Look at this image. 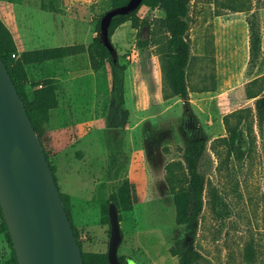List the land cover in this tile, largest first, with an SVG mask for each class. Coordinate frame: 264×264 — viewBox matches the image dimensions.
Wrapping results in <instances>:
<instances>
[{"label":"rangeland","instance_id":"1","mask_svg":"<svg viewBox=\"0 0 264 264\" xmlns=\"http://www.w3.org/2000/svg\"><path fill=\"white\" fill-rule=\"evenodd\" d=\"M110 2L0 0V18L18 55L87 47ZM138 14L147 25L136 29L129 20L111 36L120 62L128 66L122 109L113 102L110 64L95 71L87 51L27 66L29 97L47 79L58 83L59 105L50 111L42 144L61 192L69 196L81 250L108 252L111 227L105 212L119 179L127 177L134 202L121 211L119 255L126 262L180 264L177 250L194 256V264H264V116L256 104L264 98V0L191 1L188 99L172 87L164 11L143 5ZM251 19L261 34L256 59L250 50ZM226 115L232 124L241 118L246 128L241 160L219 139L228 134ZM192 141H202L198 168L206 202L196 221L178 224L167 166L186 164ZM214 192L220 211L211 204ZM13 256L6 232L0 233V263Z\"/></svg>","mask_w":264,"mask_h":264},{"label":"trees","instance_id":"2","mask_svg":"<svg viewBox=\"0 0 264 264\" xmlns=\"http://www.w3.org/2000/svg\"><path fill=\"white\" fill-rule=\"evenodd\" d=\"M128 1L129 0H111L110 9L123 5ZM191 1L192 0H143L142 4L134 12L115 16L110 27V36L113 35L114 31L120 25L129 20L132 22L134 28L139 29L142 25L148 24V20L142 18L138 14L141 6L145 5L150 8L162 9L165 13L162 25L168 35V45L171 52L169 60V75L174 93L182 99H188L190 95L188 86V68L193 56L192 39L190 36L191 23L189 20ZM102 16L103 15L99 17L97 22L98 35L95 36L93 41L87 47L84 44H71L27 50L20 55L17 54V45L12 32L0 18V57L5 62L17 86L31 119L33 128L43 144L44 125L49 121L51 109L56 108L59 105L57 95L58 83L53 79H47L45 85L41 88L34 89L29 97V95H27V66L30 64L55 60L87 51L89 53L91 67L95 71L110 64L113 102L120 109L124 107L126 100L125 76L128 66L127 64L120 62L115 45L113 44L112 48H108L101 39L100 23ZM250 31L251 57L252 59H256L261 50V34L256 20L251 19ZM143 43L147 44L148 42L145 41ZM13 54H16V56H13ZM257 96L258 94H252L250 98ZM256 104L263 117L264 98H258ZM229 116L230 115L225 116L228 134L219 139L226 143L231 155L235 156L237 160H241L246 153V150L244 149V146L246 145V128L242 126L241 118L238 119L235 124H232ZM202 148V141L190 142L185 154L186 164H183L181 161H173L167 166L169 171L168 183L174 195L176 222L178 224H187L196 221L206 202V181L198 168ZM44 150L48 157V152L46 149ZM50 164H52V162H50ZM181 169H184L182 170V173L179 172ZM61 194L70 216L69 196L62 192ZM211 195H213V198H211L213 209L215 211H220V200L216 192ZM111 201H114L117 204L120 212V220H122L121 211L123 209H129L134 202L132 184L129 178L122 177L119 179L116 189L110 194L109 203ZM108 211L105 212L106 222L110 224ZM2 232H6L14 252L12 260L7 264H19L0 204V233ZM75 235L77 236L76 232ZM175 253L179 255L180 264L195 263L194 256L180 254L177 250H175ZM82 254L85 264H110L108 252L98 253L85 252L82 250ZM119 257L124 264H127L125 255H119Z\"/></svg>","mask_w":264,"mask_h":264},{"label":"water","instance_id":"3","mask_svg":"<svg viewBox=\"0 0 264 264\" xmlns=\"http://www.w3.org/2000/svg\"><path fill=\"white\" fill-rule=\"evenodd\" d=\"M142 2L129 0L103 14L100 37L108 48L113 47V18L134 12ZM0 204L19 264H85L53 168L1 57ZM108 210V259L110 264H124L119 257L124 237L120 212L114 201Z\"/></svg>","mask_w":264,"mask_h":264},{"label":"bare ground","instance_id":"4","mask_svg":"<svg viewBox=\"0 0 264 264\" xmlns=\"http://www.w3.org/2000/svg\"><path fill=\"white\" fill-rule=\"evenodd\" d=\"M3 251V250H2Z\"/></svg>","mask_w":264,"mask_h":264}]
</instances>
